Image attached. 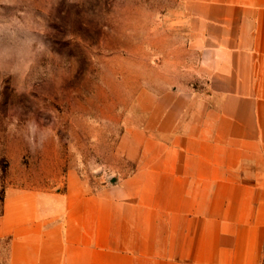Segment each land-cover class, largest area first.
Instances as JSON below:
<instances>
[{
    "label": "rangeland",
    "instance_id": "rangeland-1",
    "mask_svg": "<svg viewBox=\"0 0 264 264\" xmlns=\"http://www.w3.org/2000/svg\"><path fill=\"white\" fill-rule=\"evenodd\" d=\"M194 1L56 0L46 42L60 85L31 94L11 77L0 85V264L10 261L15 215L20 234L28 222L66 220L79 197L129 193L141 162L185 145L202 100L214 106ZM48 111L55 137L33 153L9 126L29 112L50 121ZM105 220L99 212V229Z\"/></svg>",
    "mask_w": 264,
    "mask_h": 264
},
{
    "label": "crops",
    "instance_id": "crops-1",
    "mask_svg": "<svg viewBox=\"0 0 264 264\" xmlns=\"http://www.w3.org/2000/svg\"><path fill=\"white\" fill-rule=\"evenodd\" d=\"M194 4L215 69L214 106L202 100L185 145L141 162L129 193L79 197L66 220L28 222L20 234L15 215L9 264H261L264 0Z\"/></svg>",
    "mask_w": 264,
    "mask_h": 264
},
{
    "label": "clouds",
    "instance_id": "clouds-1",
    "mask_svg": "<svg viewBox=\"0 0 264 264\" xmlns=\"http://www.w3.org/2000/svg\"><path fill=\"white\" fill-rule=\"evenodd\" d=\"M0 5L13 9L5 14L0 8V85L11 77L18 93L58 87L61 82L53 62L59 57L46 42L53 32L50 17L56 0H0ZM14 111L23 113L22 109ZM47 114L50 121L38 120L34 112L22 121L17 116L9 131L22 138L29 151H41L55 137V117L52 111Z\"/></svg>",
    "mask_w": 264,
    "mask_h": 264
}]
</instances>
